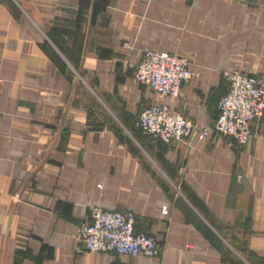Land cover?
<instances>
[{"label":"crops","instance_id":"crops-1","mask_svg":"<svg viewBox=\"0 0 264 264\" xmlns=\"http://www.w3.org/2000/svg\"><path fill=\"white\" fill-rule=\"evenodd\" d=\"M148 49L191 56L180 96L136 78ZM235 69L264 75V0H0V264H264V116L245 145L137 125L213 126ZM94 205L160 255L79 250Z\"/></svg>","mask_w":264,"mask_h":264},{"label":"built area","instance_id":"built-area-1","mask_svg":"<svg viewBox=\"0 0 264 264\" xmlns=\"http://www.w3.org/2000/svg\"><path fill=\"white\" fill-rule=\"evenodd\" d=\"M135 76L161 94L178 97L192 77L191 60L186 55L148 49L136 66ZM226 79L228 89L219 98L213 126L196 128L188 116L167 103L145 107L137 125L153 139L166 143L193 135L206 138L215 132L238 145L247 144L254 134V122L264 116V75L234 70L226 74ZM163 212L169 213L167 205ZM77 240L79 250L148 256L162 252L156 236L136 230L132 213L98 205L91 207L90 218L79 225Z\"/></svg>","mask_w":264,"mask_h":264},{"label":"rangeland","instance_id":"rangeland-1","mask_svg":"<svg viewBox=\"0 0 264 264\" xmlns=\"http://www.w3.org/2000/svg\"><path fill=\"white\" fill-rule=\"evenodd\" d=\"M186 56H188L189 58H190V60H191V56H189V55H186ZM235 70H241V69H235ZM234 71V70H233ZM231 72V71H230ZM229 73V72H228Z\"/></svg>","mask_w":264,"mask_h":264}]
</instances>
